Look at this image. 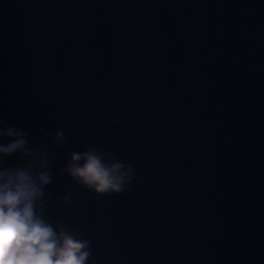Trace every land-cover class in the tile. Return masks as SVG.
I'll use <instances>...</instances> for the list:
<instances>
[{"label":"water","instance_id":"water-1","mask_svg":"<svg viewBox=\"0 0 264 264\" xmlns=\"http://www.w3.org/2000/svg\"><path fill=\"white\" fill-rule=\"evenodd\" d=\"M0 119L98 264H264V0H0ZM88 147L133 165L125 191L63 172Z\"/></svg>","mask_w":264,"mask_h":264},{"label":"clouds","instance_id":"clouds-1","mask_svg":"<svg viewBox=\"0 0 264 264\" xmlns=\"http://www.w3.org/2000/svg\"><path fill=\"white\" fill-rule=\"evenodd\" d=\"M50 135L57 145L66 143L62 128ZM28 144L23 128L0 119V157L20 154L16 166L0 165V264H98L91 240L49 213L46 189L54 179L50 153ZM63 172L98 195L119 194L134 179L133 165L93 147L72 151ZM71 202V195L57 201Z\"/></svg>","mask_w":264,"mask_h":264}]
</instances>
